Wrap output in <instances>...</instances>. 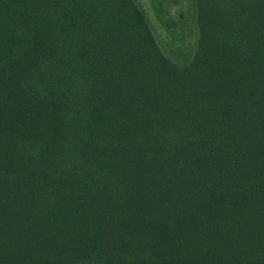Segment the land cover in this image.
<instances>
[{
    "label": "trees",
    "instance_id": "16d2710c",
    "mask_svg": "<svg viewBox=\"0 0 264 264\" xmlns=\"http://www.w3.org/2000/svg\"><path fill=\"white\" fill-rule=\"evenodd\" d=\"M191 6L0 0V264H264V0Z\"/></svg>",
    "mask_w": 264,
    "mask_h": 264
},
{
    "label": "rangeland",
    "instance_id": "374dc122",
    "mask_svg": "<svg viewBox=\"0 0 264 264\" xmlns=\"http://www.w3.org/2000/svg\"><path fill=\"white\" fill-rule=\"evenodd\" d=\"M140 5L148 15L151 27L157 37V41L164 50V52L171 58L176 59L174 49L182 48L184 50H194L197 39L198 29L192 17L191 0H184L183 9L187 13V21L184 26L183 40L176 41L162 26L160 21L156 18L155 12L152 8L150 0H138Z\"/></svg>",
    "mask_w": 264,
    "mask_h": 264
}]
</instances>
